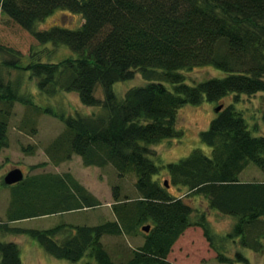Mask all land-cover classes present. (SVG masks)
I'll use <instances>...</instances> for the list:
<instances>
[{
  "label": "trees",
  "instance_id": "16d2710c",
  "mask_svg": "<svg viewBox=\"0 0 264 264\" xmlns=\"http://www.w3.org/2000/svg\"><path fill=\"white\" fill-rule=\"evenodd\" d=\"M0 11L38 44L71 52L57 63L33 61L21 68L20 54L0 45V52L13 57L6 66L29 72L40 95L72 92L83 106L100 109L90 116L56 114L22 95L19 83L0 78V154L9 145L8 119L20 104L63 123L45 150L51 162L58 165L76 155L86 167L111 166L118 177L133 175L137 192L132 200L121 199L119 187L113 186L112 221L47 229L11 226L99 205L70 173L26 177L18 183L21 189L11 194L0 234L28 236L49 256L71 263L171 264L167 257L173 245L187 228L196 226L219 263L252 264L241 251L228 256L229 245L264 261V179L240 180L250 164L264 175V135L249 129L233 103H220L228 96L238 101L241 95L260 93L264 125V0H0ZM56 11L79 16L80 25L38 30ZM203 66L225 75L187 84L183 72ZM137 73L146 85L119 98L112 86ZM98 87L102 99L95 96ZM204 101L222 106L199 134L210 155L194 149L175 163L157 165L152 147L183 135L177 128L179 110ZM163 169L168 185L181 192L178 196L158 181ZM197 197L207 211L234 219L228 233L212 235L207 213H197L188 202ZM23 206L32 209L21 211ZM144 226L150 227L148 233L141 230ZM139 230L142 245L132 249L125 262L116 263L103 238L134 236ZM0 264H22L16 243L0 240Z\"/></svg>",
  "mask_w": 264,
  "mask_h": 264
},
{
  "label": "rangeland",
  "instance_id": "374dc122",
  "mask_svg": "<svg viewBox=\"0 0 264 264\" xmlns=\"http://www.w3.org/2000/svg\"><path fill=\"white\" fill-rule=\"evenodd\" d=\"M80 23L81 18L79 16L66 11H56L39 24L37 29L46 30L52 26L75 29ZM0 45L20 54L21 59L18 65L21 68L33 61L57 63L71 55V52L64 46L38 44L29 33L8 20L1 11ZM34 53L36 54L32 55ZM11 58L13 59L10 54L0 52V78L5 82L19 83V92L30 97L37 107L50 109L56 114L65 116H90L100 111L97 107L83 106L77 94L72 92L60 91L53 97L40 95L37 90L36 79L32 78L29 72L12 69L4 64L5 61ZM183 73L185 81L189 85L211 78H222L225 75L224 72L212 66L196 67ZM144 85H146V82L137 73L132 80L115 83L112 90L119 98H122L127 90ZM95 96L102 99L101 87L96 89ZM262 100L263 95L258 93L254 96L241 95L238 97V101H234L233 95L228 96L222 99L220 103H233L236 110L242 113L249 129L255 135H264V125L260 119ZM218 104L204 101L198 106L189 104L183 106L177 117V128L183 132L182 137L180 139L163 140L154 145L152 147L155 153L154 162L157 165L175 163L188 156L194 149H200L204 154L210 155L211 149L200 142L199 134L208 129L210 122L216 115L215 109ZM8 124L9 145L0 154V222H4L7 218L11 194L21 189L18 183L6 186L3 182L4 176L14 168L20 169L24 178L40 174L63 175L70 173L80 185L99 201V205L80 212L28 219L12 223L11 226L47 229L58 224L96 225L114 220L111 209L113 186L119 187L121 199L129 198L132 200L136 198L137 192L134 187L135 177L133 175L118 177L111 166L104 168L86 167L76 155H72L69 160L58 165L50 161L45 150L64 128L63 123L57 118L15 104L8 119ZM30 129H33L34 132H31ZM157 179L165 186L166 183L168 185V176L164 169L160 171ZM263 179V173L252 164L240 174V180L244 182L261 181ZM167 188L175 196L181 193L170 185ZM188 202L195 211H199L197 213H207L211 233L216 236L215 238L222 237L231 230L234 224L233 218L221 216L215 211H207V205L202 198H192ZM31 209L23 206L21 211L25 212ZM193 216L195 217V213ZM0 240L18 245L22 264H83L86 261V259H83L77 263H71L66 260L55 259L28 236L0 234ZM143 241L144 236L141 230L134 236H106L103 238L105 248L116 263L125 262L131 250L142 245ZM217 243H215L216 246H218ZM237 250L243 252L252 264H264L260 256L254 255L238 245L227 246L228 256L232 257ZM216 256L215 250L210 247L204 237L202 229L193 226L187 228L175 242L167 260L171 264H222L217 261Z\"/></svg>",
  "mask_w": 264,
  "mask_h": 264
},
{
  "label": "water",
  "instance_id": "95a60500",
  "mask_svg": "<svg viewBox=\"0 0 264 264\" xmlns=\"http://www.w3.org/2000/svg\"><path fill=\"white\" fill-rule=\"evenodd\" d=\"M222 108V106H219L215 109V112H219L220 109ZM24 179V175L22 173V171L18 168H14L12 170H10L3 178V182L6 186H11V185H14V184H17L19 182H21L22 180ZM167 183H166V187H167ZM141 230L144 232V233H148L149 230H150V227L149 226H144L141 228Z\"/></svg>",
  "mask_w": 264,
  "mask_h": 264
}]
</instances>
